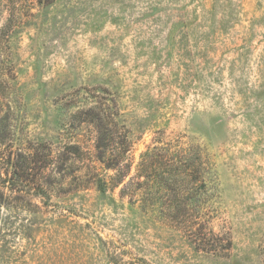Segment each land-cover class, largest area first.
I'll list each match as a JSON object with an SVG mask.
<instances>
[{
    "label": "rangeland",
    "instance_id": "obj_1",
    "mask_svg": "<svg viewBox=\"0 0 264 264\" xmlns=\"http://www.w3.org/2000/svg\"><path fill=\"white\" fill-rule=\"evenodd\" d=\"M6 1L18 20L0 42V150L78 152L42 170L0 165V192L30 194L0 205V264H264V0H0V28ZM100 124L129 145L124 182L147 148L199 146L212 163L200 207L231 250H196L138 195L109 191Z\"/></svg>",
    "mask_w": 264,
    "mask_h": 264
},
{
    "label": "trees",
    "instance_id": "obj_2",
    "mask_svg": "<svg viewBox=\"0 0 264 264\" xmlns=\"http://www.w3.org/2000/svg\"><path fill=\"white\" fill-rule=\"evenodd\" d=\"M53 1L34 0L33 3L34 5H46L53 3ZM9 4L10 2L6 1L10 13L6 23L0 28V42L8 39L11 26L18 20L15 14H11L15 7ZM16 5H19L17 1H15ZM0 57H2L1 49ZM2 76V68H0V79ZM85 115L89 116V113L86 112ZM84 120L86 123L91 122L86 117ZM97 128L99 136L94 146L95 158L104 165L105 170L113 172V176L109 178L110 183L113 182L108 187L109 191L116 187L115 184L122 185L119 195L129 197L132 204L138 201L137 199L133 201V196L138 195L139 201L142 203V210L146 214L162 225L186 235L196 250L211 254H217L218 252L227 254L231 250L232 241L229 233L224 231L215 233L212 231L208 227V220L206 219L210 218L212 211L203 213V209L200 207L201 201H204L201 198L202 195L207 191L210 193V180L207 178L211 172L212 163L199 146L187 145L183 147L180 144L161 143L162 145L147 148L140 155L135 176L124 182L131 168L130 160L125 157L130 152L129 145L118 142L112 143L110 137L113 136V133L106 130L101 124ZM8 144L9 139L6 133L2 132L0 146H3L4 149ZM68 150L70 151H66V153L75 154V152H78V147H68ZM66 153L52 157L50 148L44 145L36 147V149L33 148L32 151L28 149L12 151L11 149L5 152L7 157L4 158V150H0V165L10 164V167L14 170L18 168L19 171L24 173L33 169L24 165L26 161L30 160L34 165L40 164L35 169L42 170L47 169L51 162L57 164L59 161H65L67 158ZM203 164L204 168H202ZM86 169H89V165H86ZM98 176L90 175L88 178L86 174L82 180L86 179L85 182L87 183H96L98 189L103 191L107 186L104 180ZM10 181L12 184L15 182L24 183L27 179L22 175H18V180L10 178ZM3 182H5V179ZM39 187L41 185H37V188L33 189L39 191ZM38 193L42 194V197L47 196L46 190ZM29 196L30 194L25 189L19 188L8 196L0 192V205L6 204L7 201L21 202ZM25 207L30 211L38 209L36 205L28 201H25ZM136 260L132 259L131 263Z\"/></svg>",
    "mask_w": 264,
    "mask_h": 264
}]
</instances>
